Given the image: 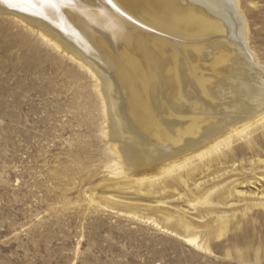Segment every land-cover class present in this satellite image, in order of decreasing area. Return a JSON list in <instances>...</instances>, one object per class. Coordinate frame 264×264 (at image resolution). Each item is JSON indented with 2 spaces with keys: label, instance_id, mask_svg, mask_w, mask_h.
Masks as SVG:
<instances>
[{
  "label": "rangeland",
  "instance_id": "obj_1",
  "mask_svg": "<svg viewBox=\"0 0 264 264\" xmlns=\"http://www.w3.org/2000/svg\"><path fill=\"white\" fill-rule=\"evenodd\" d=\"M238 2L264 68V0ZM101 85L53 39L0 15V264H264V125L226 172L131 181Z\"/></svg>",
  "mask_w": 264,
  "mask_h": 264
},
{
  "label": "bare ground",
  "instance_id": "obj_2",
  "mask_svg": "<svg viewBox=\"0 0 264 264\" xmlns=\"http://www.w3.org/2000/svg\"><path fill=\"white\" fill-rule=\"evenodd\" d=\"M4 11L101 80L107 136L128 180L185 167L211 177L239 149H256L264 68L245 46L238 0H0ZM210 195L203 204L215 202Z\"/></svg>",
  "mask_w": 264,
  "mask_h": 264
},
{
  "label": "water",
  "instance_id": "obj_3",
  "mask_svg": "<svg viewBox=\"0 0 264 264\" xmlns=\"http://www.w3.org/2000/svg\"><path fill=\"white\" fill-rule=\"evenodd\" d=\"M5 12L15 13V12H12V11H4V12H1L0 15H5L6 14Z\"/></svg>",
  "mask_w": 264,
  "mask_h": 264
},
{
  "label": "snow or ice",
  "instance_id": "obj_4",
  "mask_svg": "<svg viewBox=\"0 0 264 264\" xmlns=\"http://www.w3.org/2000/svg\"><path fill=\"white\" fill-rule=\"evenodd\" d=\"M12 6H13V5H11V4L9 5V7H12Z\"/></svg>",
  "mask_w": 264,
  "mask_h": 264
}]
</instances>
